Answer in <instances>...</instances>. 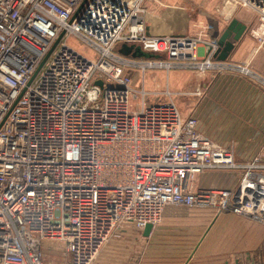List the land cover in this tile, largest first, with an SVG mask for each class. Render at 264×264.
<instances>
[{
    "label": "built area",
    "instance_id": "obj_1",
    "mask_svg": "<svg viewBox=\"0 0 264 264\" xmlns=\"http://www.w3.org/2000/svg\"><path fill=\"white\" fill-rule=\"evenodd\" d=\"M238 1L259 12L264 42V0ZM159 2L0 0V264H94L127 226H155L169 205L264 223V146L239 159L145 87L159 68L264 78L216 59L219 44L205 31L150 34L148 3ZM122 44L161 57L126 56ZM212 169L240 176L194 189ZM45 243L65 259L47 256Z\"/></svg>",
    "mask_w": 264,
    "mask_h": 264
},
{
    "label": "crops",
    "instance_id": "obj_2",
    "mask_svg": "<svg viewBox=\"0 0 264 264\" xmlns=\"http://www.w3.org/2000/svg\"><path fill=\"white\" fill-rule=\"evenodd\" d=\"M233 19H238L245 24L247 30L240 40L230 39L234 42L235 48L226 61L246 65L264 78V42L255 36L261 23V16L257 10L244 6L238 0H161L159 3H148L147 26L150 34L196 35L205 31L210 41L218 42ZM203 77L209 78L207 74H204ZM218 78L222 84L215 87L213 91L206 90V97L217 96V105L222 111L220 113L222 122H219L221 124L218 125V128L221 127L223 130L218 134V137L216 136V141L228 144L234 139V142L247 140L246 136H241V131H238V135L234 136L228 134L227 131L230 127H244L248 123L246 126H252V136L249 142H264V129H262L264 128V84L257 82L254 78L240 75V73L226 72L220 74ZM246 78L249 79V83L245 80ZM241 79L245 82H242ZM238 83L244 84L238 87L236 86ZM237 94L240 96L239 107L236 102L235 104L226 102L229 99L235 101L234 96ZM227 96L229 99H226ZM256 128L259 130L256 131ZM201 129L203 130V128ZM240 155V151L239 154L237 152V156L244 160L246 156L241 157L242 155ZM235 177L233 180L223 182H229L226 187L236 185L237 173ZM214 183L218 185L220 182L214 181ZM206 210V231L199 245H202V252L200 260L193 264H242V261L231 259L230 254L227 255L229 250L239 252L249 248L256 250L255 253H258L260 249L264 250V224L252 219L250 224L247 223L244 226L243 221L236 218L233 213H218L214 208H206ZM191 213L193 212L189 207L167 206L162 220L154 226L151 236L156 233H169L178 223L195 221L190 219ZM195 216L192 215V218ZM238 226V234L231 236L233 241L229 244V248H226V232L229 234L232 229ZM247 226L251 228L246 229ZM140 232L144 236V231ZM157 253L153 254L157 255Z\"/></svg>",
    "mask_w": 264,
    "mask_h": 264
},
{
    "label": "rangeland",
    "instance_id": "obj_3",
    "mask_svg": "<svg viewBox=\"0 0 264 264\" xmlns=\"http://www.w3.org/2000/svg\"><path fill=\"white\" fill-rule=\"evenodd\" d=\"M71 42L76 48L93 56V53L89 50L87 51V48L80 44L79 41L72 39ZM204 74H207L209 78L205 79L203 77ZM220 74L222 73L215 70H208L206 73H203L197 68L172 69L170 71L166 68L151 69L147 73L145 87L147 90L159 94L158 97L151 96L150 101H174L179 107L183 117L195 116L198 118L199 130L201 131V128H203L201 132L216 141L218 134L222 133L221 130H223L221 127L218 128V125L221 124L219 122H222L220 120L222 118V115H220L222 111L220 110V106L218 107L217 105V96L210 95L209 97H206V90L213 91L215 87L222 84L218 78ZM134 75L136 79L134 80V87L136 89H142L140 74L134 72ZM245 80L249 83L248 78ZM241 81L245 82L242 79ZM243 84L238 83L236 86H243ZM227 98L229 99V96H227L226 99ZM234 98L235 101L229 99L226 102L230 104H235L236 102L237 107H239L240 104L238 102L240 96L237 94ZM247 124L248 123H246L244 127H230L227 131L228 134H233V136L238 135V131H241V136H246L247 140L243 142L235 141L237 142L235 143V139L233 138L234 140L228 144L220 142L222 146L224 145L227 149H236L238 154L240 151L242 155L240 156H246L244 157L245 159L247 157L250 158L252 154H256L264 146V142H249L252 136V126H246ZM255 130L258 131L259 129L256 128ZM236 173L237 172L217 169L206 170L196 178L194 189L203 186H215V188L226 187L229 182H223L236 178ZM239 176L240 174H238V177ZM214 181H219L220 183L215 185ZM190 210L194 213H191L190 219L195 221L178 223L169 233H156L153 236L150 235L149 237H144L139 229H136L133 226H127L120 237L113 238L106 244L94 264L197 263V261L200 260V253L202 252V245H199L206 231L207 221L205 216L207 210L202 207H190ZM215 211L217 210L215 209ZM233 214L236 218L243 221L244 226L247 223H251V217L235 213ZM192 215L196 216L192 218ZM250 228V226L246 227V229ZM238 232L239 226L232 229L229 234L226 232V248H229V244L233 241L231 236L233 234L237 235ZM194 249L196 250L195 253ZM43 250L47 256L51 254V257L56 261H63L66 257L63 248L52 254V251H49V245L47 243L43 245ZM255 251L256 250L249 248L239 252L229 250L230 253L228 252L227 255L230 254L231 259L233 258L242 261V264H264V250L260 249L258 253H255ZM154 252H158L157 255H154Z\"/></svg>",
    "mask_w": 264,
    "mask_h": 264
},
{
    "label": "water",
    "instance_id": "obj_4",
    "mask_svg": "<svg viewBox=\"0 0 264 264\" xmlns=\"http://www.w3.org/2000/svg\"><path fill=\"white\" fill-rule=\"evenodd\" d=\"M247 30V26L240 22L238 19H233L228 25L227 29L223 32L221 37L219 38L218 44L219 48L215 54L216 59L220 61H226L230 55V53L235 48L234 42L230 39L234 38L235 41H238L242 38L245 31ZM63 35L59 38H62ZM119 52L126 56H133L136 58H159L161 57L159 54H154L152 52L144 51L140 46L134 44H122L119 48ZM100 86H103V82L101 80L97 81ZM154 229L153 224H147L144 229V236L149 237L152 234Z\"/></svg>",
    "mask_w": 264,
    "mask_h": 264
}]
</instances>
